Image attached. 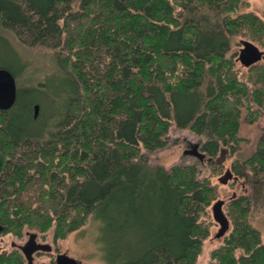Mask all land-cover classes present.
Masks as SVG:
<instances>
[{
	"label": "trees",
	"instance_id": "1",
	"mask_svg": "<svg viewBox=\"0 0 264 264\" xmlns=\"http://www.w3.org/2000/svg\"><path fill=\"white\" fill-rule=\"evenodd\" d=\"M248 3L0 0V27L55 50L68 85L58 129L46 139V125L32 131L35 103L15 113L21 88L0 111V222L19 235L54 228L57 240L101 216L107 264H196L216 186L197 164L167 170L150 165L144 150L166 147L173 123L209 135L211 155L222 145L236 150L242 107L250 122L259 114L253 105L264 108V62L247 67L243 80L236 54L227 55L235 36L264 49V19L239 12ZM1 49L14 51L4 34ZM244 164L264 172V140ZM251 205L248 194L228 203L232 227L210 264H264Z\"/></svg>",
	"mask_w": 264,
	"mask_h": 264
},
{
	"label": "rangeland",
	"instance_id": "2",
	"mask_svg": "<svg viewBox=\"0 0 264 264\" xmlns=\"http://www.w3.org/2000/svg\"><path fill=\"white\" fill-rule=\"evenodd\" d=\"M248 1V4L241 6L239 12L254 11L264 19V0ZM0 34H4L14 50L7 53L1 49L0 67H6L14 74L17 87L21 88L22 92L21 101L18 102L19 104L15 108V113H20L26 103L31 105L33 103L38 104V114L34 118L39 123L34 124L32 131L34 134H38V130L43 125H46L44 130L46 133L44 138L46 139L49 136L47 131L50 133L58 129V112L63 107V100H66L68 95L65 89L68 86L66 83L67 77L62 73L55 50L42 46H28L15 33L1 27ZM239 42L240 37H233L227 55L236 54L234 58L235 67L239 71L240 78L245 80L248 78V68L243 66L238 60ZM34 87L41 89L37 90ZM63 90H65V93ZM253 106L259 112L256 115L258 118L253 122L246 119V115L248 114L246 107L244 106L241 109V123L238 135L242 140L236 150L228 145L230 147V155L227 156V160L223 166L224 170L222 167H215L207 162H200L199 159L193 156L184 155V151L190 148L188 146L190 141L199 142L202 145L205 141L209 140L210 136L207 134H197L191 129L179 127L175 123L170 127V141L166 147L152 152L144 150V153L150 165L162 166L167 170L174 165L197 164L200 170L199 177L201 179L207 178L212 185L216 186L217 197L213 202L218 199H225L227 201L224 210L230 220L231 217L227 211V205L230 202L229 198L234 193L236 197L245 194L250 195L252 205L248 219L255 228L260 230L262 242L264 243V172H261L260 176H258L254 170L244 164L245 160L250 158L259 149L261 141L264 138V108H259L257 105ZM217 156H220V151L215 155V157ZM234 161L241 164L242 173L237 174V179H232L228 183L223 184L219 181V178L226 168L232 167ZM255 177L260 180L257 184H253ZM209 209L211 211V207ZM209 222L210 235L203 239L202 251L196 264H210L212 251L218 248L224 241V237L217 238L215 236L218 232L219 224L214 220L212 211ZM105 224L108 225L103 217L91 215L85 225L69 233L66 238L57 240L54 239V228H51L42 235V238L53 245L54 252L41 253L42 256H37L36 263L43 264L44 262L50 264L51 260L56 256L54 255L55 252H67L71 257L82 261L83 264H107V261H109V257L107 256L110 250L109 245L105 248V244L103 243L102 248L100 239L101 230ZM114 229L119 230L116 225ZM103 249H106V252Z\"/></svg>",
	"mask_w": 264,
	"mask_h": 264
},
{
	"label": "water",
	"instance_id": "3",
	"mask_svg": "<svg viewBox=\"0 0 264 264\" xmlns=\"http://www.w3.org/2000/svg\"><path fill=\"white\" fill-rule=\"evenodd\" d=\"M241 48L239 50L238 59L242 65L245 67H250L251 65L264 60V50L253 43L250 40L241 39ZM17 96V84L14 74L5 67H0V111L9 110L16 101ZM39 105H35V116L38 113ZM191 154L196 155L200 159H203L205 155L201 153L197 146L193 148ZM225 151H222V159H224ZM232 177V173L229 171L224 176L219 178V181L226 183L228 179ZM225 203L224 199L216 200L212 206V216L214 220L219 224L218 232L215 234L217 238L223 237L226 232L230 229V220L226 215L223 205ZM36 233L31 234V238L24 247V251L29 259V264H34L32 261V253L37 249H43L45 251H51L52 246L49 244L37 245L35 242ZM56 264H83L82 261L71 257L67 252L59 253L56 257Z\"/></svg>",
	"mask_w": 264,
	"mask_h": 264
},
{
	"label": "flooded vegetation",
	"instance_id": "4",
	"mask_svg": "<svg viewBox=\"0 0 264 264\" xmlns=\"http://www.w3.org/2000/svg\"><path fill=\"white\" fill-rule=\"evenodd\" d=\"M241 46L242 45L240 43V48H241ZM259 62H264V60H261ZM248 115H249V112H248V114L246 116H248ZM263 140H264V138H263ZM207 141H205L202 145H200L199 142H192V141H190L188 143V146L190 148H187L184 151V155L193 156V157L199 159L200 162H207V163H209V164H211V165H213L215 167H222L223 168V166L225 164V161L227 160V156L230 155V152H229V150H230L229 148L230 147L228 145L227 146L222 145L220 147V149H219L220 150V156L219 157L218 156L215 157V155H211L210 154L209 150H207V149L204 148V145H205V143ZM195 146H197L198 150L205 155V157L203 159H200L196 155L191 154V151H193V148ZM222 151H225L224 159H222ZM237 168H238V162H235L234 161L232 167L226 168V170L224 171V173L220 177L224 176L227 172L230 171L232 173V177L230 179H228V181L226 183H228L232 179L233 180L237 179L238 178V175L237 174L242 173V170H241L242 166H240V173L238 172V169ZM223 170H224V168H223ZM226 183H223V184H226ZM235 197H236V194L234 193L229 198V200L231 201ZM226 202L227 201L225 200V203L223 205V209H224V206H225ZM230 226H231V221H230ZM32 233H36V237L34 239H35V242H36L37 245H40V244H49V245L52 246L51 251H45L43 249H37V250H35L32 253V255H31L32 261H33L34 264H37L36 263V258H37L38 255L42 256L41 253H53L54 252L53 251L54 250L53 249V245L51 243L47 242L45 239L42 238V235L44 234V232H40L39 233V231H36V230L31 229V228H28V227H24L23 232H22V235H19V234H16L14 231L9 230V228L7 226H5L2 222H0V257H4V258L17 257V258L20 259L21 264H29V259H28L27 255H26L25 251H24V247L27 246V243L29 242ZM59 253H61V252H55L54 255H56V256H54V258L51 260L50 264H56V257H57V255ZM43 264H46V263L43 262Z\"/></svg>",
	"mask_w": 264,
	"mask_h": 264
},
{
	"label": "bare ground",
	"instance_id": "5",
	"mask_svg": "<svg viewBox=\"0 0 264 264\" xmlns=\"http://www.w3.org/2000/svg\"><path fill=\"white\" fill-rule=\"evenodd\" d=\"M39 110V109H38ZM203 245V244H202ZM202 251V250H201Z\"/></svg>",
	"mask_w": 264,
	"mask_h": 264
}]
</instances>
